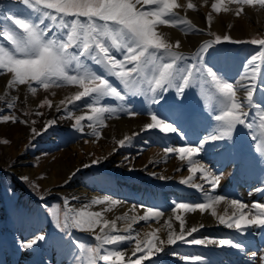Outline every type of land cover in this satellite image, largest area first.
I'll return each mask as SVG.
<instances>
[{"label":"snow or ice","instance_id":"snow-or-ice-1","mask_svg":"<svg viewBox=\"0 0 264 264\" xmlns=\"http://www.w3.org/2000/svg\"><path fill=\"white\" fill-rule=\"evenodd\" d=\"M228 2L240 5L235 10L236 16L244 11L245 5L259 4L264 8V0ZM144 5L151 7L145 8ZM196 7L192 0H188L186 4L179 3L178 0H6L0 3V75L10 76L6 82L5 94L0 95V102H5L7 109L16 108L18 97H6L9 90H15L19 86H26L33 95L38 88L49 90L78 86L82 90L67 98V103L61 100L56 106L57 111L63 105L65 118H71V112H67L68 106L79 108L83 103L91 114L75 116L72 128L83 132L84 121L87 120L89 134L100 139V129L107 126V119L119 118L120 114H140L134 107H129L132 103L130 97L143 96L151 105L167 104V94L174 90L175 97L169 114L161 116L157 112H150V122L144 124L141 131L158 130L164 137L177 134L186 139V134L180 127L181 123L192 119V114L187 113L183 105L186 90L198 86L203 90L204 98L213 102L208 105L215 121L211 131L195 144L166 146L163 149L166 156L175 155L185 162L189 173H200V179L209 185L207 191L203 184L194 183L191 176L179 182L199 190L203 195V202L174 201L171 210L175 220L179 222V231H175L172 223L166 220L165 239L157 235L160 229L146 233L143 238L133 231V225L140 221L147 223L162 217V210L146 208L144 215L129 217L125 214L123 218L129 222L123 230L124 234H119L117 220L122 219L121 217L109 221L103 217L102 212L92 211L91 208L107 204L109 207L105 210L111 211V206L120 204L121 201L104 196L94 198L89 204L76 209L69 207L68 199L65 198L62 219L57 212L55 226L60 232L68 234L70 245L80 250L81 255L76 258L80 264H145V261L157 264L160 254H168L167 246L178 243L215 245L222 250L228 248L245 251V245L231 238H195L193 234L199 228L187 227L183 215L176 214L177 210L181 213L199 211L201 214L211 210V215L218 219L219 224L234 229L241 235L252 227L264 228V203L254 202L249 207L236 199L215 195L222 174H217L208 164L203 163L201 156L209 146L218 147L221 153H231L234 143L230 142H233L238 127L248 129L251 139L258 145H264V38L234 40L227 34L221 36L209 32L214 38L201 43L192 55L186 56L179 51V40L170 42L158 29L163 25L185 26L181 30L186 34L189 31H202L192 26L187 19L179 17L175 11L195 10ZM211 10L217 14L222 10L231 11L224 7V0H215L211 4ZM206 19L210 28L212 15L209 14ZM223 43L258 46V50L245 61L244 71L235 81L226 79L208 62V58L217 51V46ZM117 53L120 54L119 57ZM89 61L99 66L101 71L94 69ZM108 76L115 77L123 86L122 90L114 86L107 79ZM241 90L244 92L243 98L238 95ZM257 92L260 93V101L256 99ZM105 98H114L119 102V107L103 104ZM44 106L52 108V101L43 99L38 107ZM252 109L256 110V115L249 120ZM35 115L43 113L37 111ZM0 123L28 124L29 121L20 119L13 111L9 115H0ZM31 123L35 124V121ZM55 123L54 120H47L43 129L32 128L33 139L46 133ZM138 135L139 133H133L131 136H124L116 141L117 148L131 146ZM9 143L7 139H0V144ZM256 151L264 165V147L258 146ZM101 159L106 157L94 159L91 164L83 167L89 168L101 163ZM79 171L80 169L76 170ZM20 179L28 181V177ZM159 179L167 178L160 176ZM33 187L36 186L33 184ZM256 191L264 192V188H257ZM222 201L234 210L231 215L217 216L215 206ZM97 228L99 232L96 231ZM69 229L92 232L96 244L86 246L73 240ZM46 239L44 234H37L21 241L19 246L23 250H30ZM133 242L134 246L127 251L120 247ZM171 254L185 264H206L201 256L180 255L175 252ZM255 257L256 253L253 252L249 260ZM259 259L264 264V255Z\"/></svg>","mask_w":264,"mask_h":264},{"label":"bare ground","instance_id":"bare-ground-1","mask_svg":"<svg viewBox=\"0 0 264 264\" xmlns=\"http://www.w3.org/2000/svg\"><path fill=\"white\" fill-rule=\"evenodd\" d=\"M179 3L186 4L188 0H178ZM194 4H196L195 10H188V9H176V13L179 17H182L184 19H187L191 22L192 26H194L197 29H200L202 31L198 32H191L189 31L187 34L181 30L182 27L185 26H159V31L162 32L170 42L175 43V41L179 40L181 42V47L179 51L182 52H191L192 49L198 45L201 41L208 39V33L214 32L215 30H221L226 29L228 30L231 37H240V38H248L251 35H255L258 27H264V8H262L259 4L254 5H245L244 11L239 15H235V10L240 7V5L236 3H229L228 0H224V7H227L231 9V11H221L220 13L212 12L211 10V4L215 2V0H207L205 3V0H192ZM139 7V5H138ZM211 14L213 19L211 21V27L209 28V22L207 21V16ZM264 31V28H263ZM258 32V31H257ZM118 57L120 56L119 53L116 54ZM249 57L242 51L241 56L237 60H233L230 62V60H227L226 58L222 59L221 61H211L210 65H214L216 69L219 67L225 68L233 67L232 68V75L230 77L231 81H235L240 78L241 73L244 71V63ZM225 61V62H224ZM226 71V70H225ZM6 79H0V95L5 94L6 90ZM247 83V81H245ZM52 94L51 96L54 98L55 102H60L63 98H66L67 94L71 93L73 89H71L70 86H64L60 88H52ZM9 92H13V94H10ZM16 92V93H15ZM15 92L13 90L8 91V95L10 97L17 95V106L15 109H12V112L14 111L15 114L20 117L21 111L18 107L19 102L22 103L24 101L27 106H33L32 100L30 98V95L27 93V88H17L15 89ZM18 93V94H17ZM238 95L243 98L244 92L241 90ZM257 101H260V94L257 92L256 94ZM54 102V105L56 104ZM5 104H2L0 102V112L4 110ZM137 111L140 110V104L138 103V100H135L134 106ZM154 108V107H153ZM54 107L51 109L50 112H48V115H51L53 113ZM144 110V109H143ZM154 110H156L154 108ZM158 113L161 116H164V112L162 110L158 111ZM201 119V117H200ZM118 120V121H117ZM108 122V121H107ZM106 122V123H107ZM150 122V117L145 116L144 114H140L139 118L137 119H115L114 121L108 123V128H105L104 130L100 129L101 131V138L96 139L93 142L87 141L83 144H80L76 146L75 151L77 152V156H72V151H61L57 154L52 155L51 157L47 155L45 159L41 161V164L36 169H29V168H13V172L16 178L20 179V176H34L37 174V172L40 169H46L49 172V175L42 179L40 182L46 186V187H52L50 190H55V186L57 183L67 180V183L65 184L62 189L56 190L55 193H59L63 201L65 198L68 199V206L72 208L79 209L83 205H87L90 203V201L94 198H103L105 195L102 193V191L111 190L115 192V190L118 191V187L115 186V181L111 178V176L103 175L100 171L96 170L92 165L89 168H81L82 164L80 160H88L85 164H91V161L97 158H105L101 159L102 162H110L114 160L115 152H113L114 148H117L116 141L122 139L124 136H131L133 133H139L137 137L140 136H152L150 132L145 133L146 131H141L144 124ZM202 131L205 132V135L207 132L211 131L212 127L206 126L205 124L201 127ZM28 131L27 124H21L18 123L16 126L11 125L8 128L7 127H0V133L8 132L14 139L13 144H11L9 147L5 148L6 152H14L15 145L17 143L18 137H25L26 133ZM86 131L89 133L90 129L86 127ZM158 131V130H157ZM247 133L245 136L249 137V139L246 141V144H253L256 145L257 142H254L251 139V136L249 135V130L247 129ZM161 134V133H160ZM177 134H174V136H170V134L167 137H164L163 134L159 137L158 140H154V142H161V141H168V142H176L177 144L181 145H175V146H182L185 145L184 142L180 141L178 138H176ZM17 138V139H16ZM53 140V138L51 139ZM161 140V141H160ZM187 140V137L186 139ZM234 143H237L236 139H233ZM230 142V143H233ZM47 144V143H46ZM189 144V142H187ZM165 146H172L170 144H167ZM75 148V147H74ZM126 148V147H125ZM150 148V155H145V161L144 162H138L136 164H132L131 160L133 158H127L128 160V169H134L131 172L135 173L138 172L140 174H143V180H145L147 183L152 184L153 181H157V178L160 176L166 177L167 179L163 180H172L179 178L185 179L191 176L192 181L194 183L203 184L206 185V183L200 179V173H189L186 172V176L179 177L178 173L180 171V167L182 164H185V162L176 160L177 158L175 155H168L166 156L163 152V149L161 146L157 147L158 150ZM155 148V147H154ZM122 150L123 148H119ZM208 149H212V154H206L205 152L201 154L202 161L203 160H210L209 164L207 162H203L208 164L217 174L218 169H220L218 166L227 164L228 170L226 172V175L222 177L221 181H225L228 177V175L234 171V169L238 166V160H240L241 155L240 151L232 149L231 153L228 154H219L220 149L215 146H209ZM206 150V151H207ZM210 155H213L215 157V160L212 161V158ZM125 157H129V155L125 154ZM24 162V158L20 156ZM171 164H166L164 161L171 160ZM160 160L161 162H159ZM261 157L256 158V162L259 163L260 167H264V165L261 164ZM84 164V165H85ZM148 164L150 166H148ZM238 168V167H237ZM21 169V170H20ZM77 169H80L79 172H76ZM82 169V170H81ZM179 169V170H178ZM264 171V170H263ZM76 172V174L69 179L70 175L72 173ZM156 177L153 174H158ZM261 185H254L257 188H262L264 185V174H260L258 176ZM163 180L160 179L159 184L156 187H152L150 185H146L145 182H138V186L136 190L130 189L131 193H134L136 196H132L130 194H126L131 200L125 201L120 200L117 197L109 196L111 198H115L122 203L117 204L115 206H111V211H106L105 209L109 206L107 204L104 205H95L91 208L92 211H100L102 212V215L105 219L111 221L116 219L117 217H121L122 219L117 220V229L119 231V234H124V228L126 227L127 223L129 222L127 219H124L125 214L130 216H139L145 214L146 208H153V209H159L162 210V208L165 205H169L170 202H174L172 198L175 196L173 195L172 191H169L168 198H166L162 190L167 192L165 190L166 188H162L164 185ZM77 186V187H76ZM189 189H192L191 187H188ZM207 187H204L206 189ZM181 189V188H180ZM179 189V192L176 193L180 195L181 197L179 199H182L181 201H186L188 203H198L193 200L191 196H183V191H188L184 189ZM193 190V189H192ZM54 193V191H53ZM218 193V189L215 190V195ZM114 194V193H113ZM191 197V198H190ZM75 198V199H73ZM186 198L188 200H186ZM140 201V202H139ZM169 201V202H168ZM176 202V201H175ZM174 205V204H173ZM135 206V207H133ZM143 206V207H141ZM170 206V205H169ZM172 206V205H171ZM173 208V207H172ZM166 209L165 211L162 210L163 216L158 219H152L148 221L147 223L144 221H140L133 225V231L134 233H139V237L143 238L144 235L148 232H151L155 229H160V231L157 233L161 238L166 239L167 229L165 227L164 222L170 221L173 225V229L175 231H179V222L175 220L174 213L172 212V209ZM215 210L217 212V216L219 215H231L234 211L229 205H226L223 201L220 202L218 205L215 206ZM176 214H182L187 227H193L196 226L199 228V231L197 233H194L195 238H212V239H220V238H231L234 240L239 241L243 245H247L249 243V240L254 238L253 244H255V248L250 249L247 251V255L240 254V251L236 249H228L224 248L223 250L215 245H201V248L205 252H209L213 257H209L207 255H202L200 253H194L192 252V249H189L190 245L187 244H177V245H171L167 246V253L168 254H160L159 260L157 261V264H185V262L178 259L177 256H173L171 253L175 252L180 255H189V256H201L206 261V264H261L260 262V256L264 255V238H262V234L258 235L256 234L257 231H262V228H249L248 232L243 235V237L238 234L234 229H228L224 225L219 224V221L216 217H213L211 215V210H206L205 213L201 214L199 211L193 212V213H181L180 210H177ZM0 218H2L1 210H0ZM7 223L12 224V219L7 218ZM30 225H25L22 223V237L18 238L17 240H21L25 237L26 231H29V228L31 227L32 223L31 221H27ZM34 224V223H33ZM200 225H203V227H199ZM97 232H99V229H96ZM92 233V232H91ZM93 234V233H92ZM94 235V234H93ZM261 242V244H259ZM134 246V242L132 244L125 243L122 244L120 247L122 250H129L131 247ZM259 252H255V250H258ZM12 253V250L10 251ZM256 253V257L252 260H249V256L251 253ZM235 255V258H234ZM31 254L28 252V250H22V260H20L19 264H66V257L65 254L62 252V250L57 249L55 250L54 255L52 256L46 255L44 256V259L38 257V258H31ZM46 258H49L48 260ZM32 259L34 262H32ZM56 260V261H55ZM61 261V263H60ZM145 264H148L147 261H145Z\"/></svg>","mask_w":264,"mask_h":264},{"label":"rangeland","instance_id":"rangeland-1","mask_svg":"<svg viewBox=\"0 0 264 264\" xmlns=\"http://www.w3.org/2000/svg\"><path fill=\"white\" fill-rule=\"evenodd\" d=\"M6 2V0H0V3ZM18 7H22V6H18ZM145 8H149V7H145ZM263 26L258 27L256 34L258 36L255 35H251L249 37V39H245L244 38H240V37H232L234 40H250L253 38H260L261 36H263L262 33L263 32ZM213 33L217 34V35H230L228 30L226 29H221V30H215ZM209 39L214 38L211 35H208ZM231 36V35H230ZM264 38V36H263ZM2 42V41H0ZM225 47L230 49V50H234L235 54H240V51L244 48V47H249L252 52L254 53L256 50H258V48H254L252 47L251 44H233V43H223L221 45L217 46V50H220L221 47ZM221 51V50H220ZM91 64V61L90 63ZM91 66L98 70L101 71V69L99 68V66L91 64ZM111 78L113 80V76H108V78ZM10 78L9 75L5 74V75H0V79H6L8 80ZM120 89H122L123 86H118ZM19 88H22V86H19ZM74 90L67 94L66 98H63L62 100H65V103H67V98H70L72 95H74L77 91H80V89L78 88V86H74ZM191 91V95L189 96V94L187 95L186 93V100H191V98H195L196 97V91H195V87L193 88H189ZM82 90V89H81ZM15 92V90H13ZM38 91H40V88L37 89L36 94H32L28 91V94L30 95V98L32 100V104L33 106L29 107L26 104H23L21 102H19L18 107L20 109V111H23V114L26 112H29V115H21L19 118L20 119H24L29 121V123L27 124L28 126V131L26 133L25 137H18L17 139V143L15 145V150L14 152H6L5 148L9 147L11 144H13L14 139L13 137L8 133H0V139H7L8 141H10L9 144H0V176H2L5 173H2V171H7V170H11L12 167H17V168H29V169H36L39 164H41V161L43 159H45V157L47 155H49L50 157L54 154H57L58 152H63V151H72V156L76 157L77 156V152L75 151L77 144H83L84 142L90 141L93 142L94 140H96V138L94 136H89L87 134V132L85 131L87 124L89 123L87 120L84 121L85 124V128L83 132H77L76 130H74L72 128V124L74 123V118L75 116H79V115H86V114H91L90 110L85 108L83 106V103H81V106L79 108H74L73 106L69 105L67 112H71V118H65L66 117V111L64 109L63 105H60V110L57 111L56 106L59 105L58 102L54 101L53 98V107H54V111L51 115L48 116V112L51 111V109L53 108H48L47 106L44 107H40V110L43 113V115L37 116L35 115V113L37 111L40 112L39 107H38V103L39 100L41 99V95L43 97H45L44 94H40ZM10 94H13V92H9ZM16 93V92H15ZM43 93H47V90H44ZM18 94V93H17ZM50 96V94H48ZM15 97H17V95H15ZM202 97L204 100H206L204 98V92H202ZM10 98V96L7 94L6 99ZM49 99V98H47ZM85 101H87V98H84ZM144 101H146V99L143 97ZM174 99V90L170 91L167 95V101L168 104L170 102H172ZM50 100V99H49ZM54 102L56 103L54 105ZM103 104H107V105H112L115 107H119V102L117 100H115L114 98H105L102 101ZM144 105H146L148 102H143ZM210 103V101L208 102ZM2 104H5V102H2ZM211 104V103H210ZM148 106H150V109L152 107L151 104H147ZM209 104H203L202 107L204 106H208ZM46 107V108H45ZM45 108V109H44ZM148 109V110H150ZM169 110V109H167ZM11 110L10 109H5L3 111L0 112V115H9L11 114ZM150 113V111H147L146 113H144V115L148 116ZM166 113H169L166 112ZM140 115V114H139ZM139 115H135V116H129L126 114H120L119 118L117 119H125V120H130V119H137L139 118ZM111 119V120H110ZM106 121H108L106 123V127L101 128L102 130H104L105 128H108V123L114 121L115 117L110 118ZM35 121V124H32L31 121ZM47 120H54L56 121V123L44 134L37 136L33 139L32 133H31V129L32 128H36L37 130H41L44 127V124ZM118 121V120H117ZM16 124H12V123H0V127H9L11 125H17ZM244 127H238L237 128V132L240 130L242 131ZM239 131V132H240ZM53 138L52 141H50V138ZM98 140V139H97ZM31 142V143H30ZM45 143H48V145H45ZM159 145H157L156 143H152L151 145V141L147 138H144L143 136H141L138 140H134L129 147L123 148L122 150L117 148V151L115 152V159L110 161V162H106V163H98V165L93 166L95 169H103L104 170H108L109 172H111L113 175H115L116 177H121V178H128V174L134 176L133 178L136 180V175H140V176H144L143 174H140L138 172H135L134 174H132L133 172H131L128 169V160L125 159V154L129 155V157L127 158H133L131 160L132 164H136L138 162H144L145 159V155H150V148L153 147L152 149H157ZM164 146V145H163ZM75 147V148H74ZM155 147V148H154ZM261 147H264V145H261ZM20 153H22V157L24 158V162L20 157ZM179 160V159H176ZM159 162H161L160 160H158ZM180 161V160H179ZM23 162V163H22ZM82 167L83 165L88 162V160H80ZM172 159L171 160H167L164 161L165 165L166 164H171ZM148 166H150L148 164ZM21 170V169H20ZM82 170V169H81ZM48 170L46 169H40L37 174H35L34 176H29L24 174L25 176L22 177H28V180H34V184L35 182L37 183V185L39 186V188L42 189L41 192V196H45V194H47V192H49V194H51L52 191H56L58 189H62L63 185L65 184V182H59L56 184V186L54 187L55 190H50L52 189V187H46L44 186L40 181L44 178H46L49 175V172H47ZM188 171V166L185 164H182V166L180 167V171H179V177H184L186 176V172ZM159 175L155 174V177ZM131 177V176H130ZM157 181H160L159 177L157 178ZM179 178L176 179H172V180H164L162 182H164V184L168 185L169 187H175L177 188L179 187H184V188H188L191 187L190 185L187 184H181ZM194 191L201 193L199 190L191 187ZM193 192V191H192ZM194 193V192H193ZM202 194V193H201ZM0 196L2 197V199L4 200V202L11 208H16L15 210H18L19 208V198L17 197L16 192L13 190V188L11 187V185L8 183V178L7 177H3L2 180L0 181ZM40 196V197H41ZM57 199H59L58 203L61 204L63 203L61 196L57 195L54 196L53 198L49 199V201L45 204L47 205L46 207H49L47 209V213L46 214H36L33 211H28L27 212V216L26 217H22V219L27 220V219H34L36 216L38 215L40 216V219L42 221H46L48 222L50 220V218L52 217V211H54L57 208V203L54 202L51 206L52 201H55ZM122 198V197H120ZM28 202L29 205H33L34 204V200H29L28 198L24 199ZM64 204V203H63ZM52 210H51V208ZM21 208H22V204H21ZM26 211V210H25ZM57 216L53 217V228L54 230L58 233L61 234L60 230L56 228L55 226V222H56ZM78 233L84 234V232L79 231ZM89 235L90 238V242H91V246L96 244V241L94 239V235L91 232H86ZM41 234V233H40ZM47 239L44 241L39 242L33 249L32 251L34 253H38L39 254H43L46 250H50L52 245H59V247H63L66 249V253L67 256H70L68 259L69 264H78L77 263V256H80V250L77 249L74 245H70L68 242H66L65 240H58L56 239L53 235L52 236H48L47 233L44 234ZM85 244V243H82ZM90 246V245H88Z\"/></svg>","mask_w":264,"mask_h":264}]
</instances>
